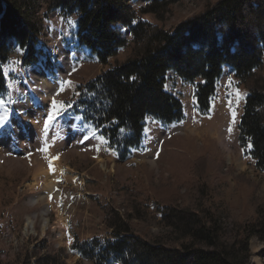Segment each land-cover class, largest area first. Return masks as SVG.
Masks as SVG:
<instances>
[{
	"label": "rangeland",
	"instance_id": "374dc122",
	"mask_svg": "<svg viewBox=\"0 0 264 264\" xmlns=\"http://www.w3.org/2000/svg\"><path fill=\"white\" fill-rule=\"evenodd\" d=\"M150 1L123 3L138 19L174 31L208 0H175L160 18L141 13ZM27 7L42 18L35 44L40 59L24 65L25 48L9 40L4 64L8 89L0 96L1 258H14L44 240L63 252L67 264H94L76 243L106 241L112 232L107 224L111 210L127 215L149 238L166 233L165 224L158 222L165 205H208L224 212L227 226L233 219L256 216L257 207L264 205V169L239 141L247 90L233 68L224 66L207 111L196 101L199 79L186 80L170 69L165 88L181 99L184 117L172 123L149 119L141 147L123 153L122 144L111 143L83 118L82 101L90 98L88 80L124 59L131 45L119 47L103 63L76 40L75 9L47 8L43 0H27ZM114 27L131 40L128 25ZM50 113L55 118L46 127ZM47 169L59 171L53 186L43 182L40 172ZM29 216L33 221L27 225ZM249 248L250 264H264V241L252 236ZM114 264L124 263L117 259Z\"/></svg>",
	"mask_w": 264,
	"mask_h": 264
},
{
	"label": "trees",
	"instance_id": "16d2710c",
	"mask_svg": "<svg viewBox=\"0 0 264 264\" xmlns=\"http://www.w3.org/2000/svg\"><path fill=\"white\" fill-rule=\"evenodd\" d=\"M43 1L47 8L76 10V40L101 62L119 47L131 45L124 59L88 80L90 98L82 101L83 118L111 143L122 144L123 153L141 147L149 119L172 123L184 117L181 99L165 88L170 69L186 80L199 79L195 97L200 110L207 111L227 64L247 90L239 141L255 165L264 169V0H208L201 12L174 31L138 19L123 0ZM174 1L151 0L140 11L160 18ZM117 23L130 27L129 42L114 27ZM41 34L42 18L27 7V0H0V96L8 89L4 64L11 50L9 40L25 48L22 63L31 66L40 59L35 44ZM111 212L107 224L112 232L106 241L76 243L94 264H114L117 259L124 264H250L251 237L264 241V205L257 207L253 219H233L229 226L222 219L224 212H214L208 205H165L158 222L165 224L166 233L151 238L135 229L127 215ZM0 264L67 262L61 250L43 240L14 258L0 257Z\"/></svg>",
	"mask_w": 264,
	"mask_h": 264
},
{
	"label": "bare ground",
	"instance_id": "6f19581e",
	"mask_svg": "<svg viewBox=\"0 0 264 264\" xmlns=\"http://www.w3.org/2000/svg\"><path fill=\"white\" fill-rule=\"evenodd\" d=\"M53 158V157H52ZM59 171H52L51 173L49 172V170H44V171H41V175L43 176L44 180L43 182L45 184H47L48 186H53L54 182H55V178H56V174L58 173ZM46 213V209H43L42 210V214ZM43 216V215H42ZM44 217V216H43ZM45 221L43 222V228H45V225L47 223V218L44 217L43 218ZM33 221V216H29L28 217V220H27V225H29L30 223H32Z\"/></svg>",
	"mask_w": 264,
	"mask_h": 264
},
{
	"label": "snow or ice",
	"instance_id": "6c2138e0",
	"mask_svg": "<svg viewBox=\"0 0 264 264\" xmlns=\"http://www.w3.org/2000/svg\"><path fill=\"white\" fill-rule=\"evenodd\" d=\"M17 51H21V49H17ZM62 114V113H61ZM55 117H54V115L52 114V113H50L48 116H47V119H46V121H45V126L47 127V125L50 123V122H52L53 121V119H54ZM234 118H235V114L233 115V120H234ZM123 131V130H122ZM58 157H54L53 159H57ZM50 168H51V165H50ZM54 170V169H53Z\"/></svg>",
	"mask_w": 264,
	"mask_h": 264
}]
</instances>
